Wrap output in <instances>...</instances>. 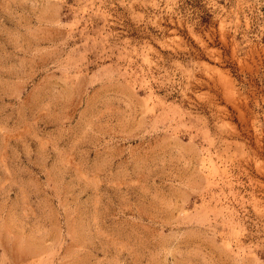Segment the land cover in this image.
Here are the masks:
<instances>
[{
    "label": "rangeland",
    "instance_id": "obj_1",
    "mask_svg": "<svg viewBox=\"0 0 264 264\" xmlns=\"http://www.w3.org/2000/svg\"><path fill=\"white\" fill-rule=\"evenodd\" d=\"M0 264H264V0H0Z\"/></svg>",
    "mask_w": 264,
    "mask_h": 264
}]
</instances>
